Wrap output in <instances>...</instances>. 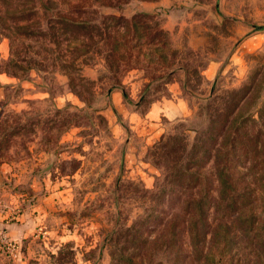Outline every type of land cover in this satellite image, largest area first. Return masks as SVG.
<instances>
[{
  "label": "rangeland",
  "instance_id": "obj_1",
  "mask_svg": "<svg viewBox=\"0 0 264 264\" xmlns=\"http://www.w3.org/2000/svg\"><path fill=\"white\" fill-rule=\"evenodd\" d=\"M0 264H264V0H0Z\"/></svg>",
  "mask_w": 264,
  "mask_h": 264
},
{
  "label": "trees",
  "instance_id": "obj_2",
  "mask_svg": "<svg viewBox=\"0 0 264 264\" xmlns=\"http://www.w3.org/2000/svg\"><path fill=\"white\" fill-rule=\"evenodd\" d=\"M223 117H224V120H223V123L221 125V128L224 127L223 128L224 130H223V133H221L222 135H224L226 133L227 128L230 125L229 118L228 117L226 118V115H224V114H223ZM208 136L209 137L211 136V138L214 139V137L211 133L207 136L205 135L202 138H198V141L200 140L201 143H204L205 141H208ZM214 141H215V139H214ZM165 145H167V143L166 144L162 143L161 147L165 146ZM198 146H201V145L198 144L196 147H198ZM230 147L232 148V143L230 144ZM206 148L202 149L201 151L205 152ZM194 155H197V154L194 153ZM192 156H190V158H192ZM212 156H210V158ZM229 158L228 159H221V162H222L221 163L214 156V160H215L216 167H217V171H216L217 180L222 185V187L225 186V189H228V192H230L229 196L225 195L224 191L222 192V195H221L222 197L228 196L231 199V203L225 204V208L229 209V211H230L229 213H226L224 215L225 217L232 216V214H235V213H239V212L241 213V211L244 208L248 207L252 203V201H255V195H257L255 193V188L251 187V186L242 185V188L240 190H237V189H239V187H237V185H235L233 183H240L241 179H239L240 176L236 177L234 174H232L231 164H230ZM189 160L184 163V165L182 166L183 168H181V170H179L178 173L175 174V172H174L172 174V176H171L172 181L174 178H176L174 182H181V181L184 183L185 182L186 183L187 182H191V183L193 182L195 185L201 183V178L198 177V173L196 174V171L190 170V168L192 166H197V167L201 166L199 164L198 165H192L191 164L193 160L197 161L198 159L197 158L192 159L191 163L189 162ZM217 161L221 164V168L218 167ZM194 164H196V163H194ZM241 177H243V175ZM195 181H197V182H195ZM223 194H224V196H223ZM236 201H238L240 204L236 205L235 204ZM213 204H215V199L208 196V191H207L206 187H203L202 190H201V188H199L196 196L188 195L182 199V202L180 203V207H181V211L183 213V217L184 216L187 217L188 234H189V237L191 238L192 245L193 244L196 245L197 243H195V242H197L198 239H201L204 236V233H205L204 230H206L207 229L206 227L208 226V223H207L208 211H210V209L213 207ZM232 204H235V205L231 206ZM173 217H180V215L176 214ZM239 217H241V214ZM179 222H182V221H179ZM170 223H171L170 226L168 224H166L164 226V228L162 230V235H164V236L167 235V232H169V234H171V235L176 233L175 230H176V227L178 226L176 223V220L172 219V220H170ZM170 250H171V247H170Z\"/></svg>",
  "mask_w": 264,
  "mask_h": 264
},
{
  "label": "crops",
  "instance_id": "obj_3",
  "mask_svg": "<svg viewBox=\"0 0 264 264\" xmlns=\"http://www.w3.org/2000/svg\"><path fill=\"white\" fill-rule=\"evenodd\" d=\"M184 106V105H183ZM181 110L178 109V107H173V112L177 113L180 112Z\"/></svg>",
  "mask_w": 264,
  "mask_h": 264
}]
</instances>
